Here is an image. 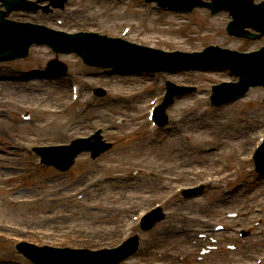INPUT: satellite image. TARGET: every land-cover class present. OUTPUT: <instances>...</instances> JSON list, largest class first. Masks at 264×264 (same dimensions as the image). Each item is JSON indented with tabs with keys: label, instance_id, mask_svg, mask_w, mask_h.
<instances>
[{
	"label": "rangeland",
	"instance_id": "rangeland-1",
	"mask_svg": "<svg viewBox=\"0 0 264 264\" xmlns=\"http://www.w3.org/2000/svg\"><path fill=\"white\" fill-rule=\"evenodd\" d=\"M69 3L61 13V20L42 18L39 22L69 32L90 29L111 36H123V28L130 27L124 38L166 50H198L203 42L238 50L263 44L228 37L224 33L228 18L222 13L214 18H210L206 10L184 15L162 11L141 0H71ZM78 9H81L79 13ZM72 11L74 18L68 17ZM58 57L67 63L73 80L78 81L70 83L79 87L76 101L71 98L68 79L33 78L25 83L14 79L13 76L22 75L21 69L39 71L42 68L51 58L44 48L32 49L25 61L0 63V77H12L0 81V264H32L15 252L18 242L37 247L112 248L133 230L123 223L137 211H146L156 203L163 206L166 219L141 235L142 245L152 240L158 243L150 253L143 251L141 260L149 264L156 261L163 264H258L261 260L260 264H264V178H257L251 162L258 137L264 132V105L260 103L263 90L254 87L243 99L213 109L207 100L210 86L230 81L227 72L156 74L150 86L144 76L116 74L98 78L85 74L76 77L89 69L75 64L74 56ZM166 79L195 85L197 90L174 102L168 110L165 129L150 132L148 107L153 105L152 98L160 97ZM98 85L106 89V96L89 95V89ZM81 95L93 104L85 115ZM190 106L216 112L211 116L226 122L225 128L238 125L248 137L240 146L235 137L230 139L242 159L232 176L227 177V172L219 173L218 168L223 164L207 156L212 151L199 153L198 147L189 146V139L182 137L196 131L188 129L186 124L187 131L182 132V122L189 112L184 108ZM25 111H29L28 121L22 119ZM75 117V123L66 128ZM92 125L102 126L104 137L114 142L113 148L96 160L82 153L70 170L58 172L41 166L30 153L32 146L65 144L85 136L91 132ZM208 127L203 126L205 140L216 125ZM175 136L178 138L174 141ZM14 148L17 150H12ZM197 155H206L203 156L206 161ZM173 165L177 166L172 168ZM167 166L168 170L158 171ZM201 182L209 188L197 197L181 199L178 190ZM232 193L237 195L227 200ZM236 209H242L241 218L225 219V213ZM258 221L261 223L254 228ZM210 222L228 223L231 228H254L257 236L250 239L249 245L247 242L239 247L232 229L233 232L210 235L219 244L226 239L221 245L226 252L212 251L204 260L196 262L202 244L197 235H201L204 224L210 225ZM181 228L190 237L180 234ZM164 232L165 238L160 242V233ZM170 232L174 236L170 237ZM203 242L212 244L209 240ZM232 247L235 250L230 249Z\"/></svg>",
	"mask_w": 264,
	"mask_h": 264
},
{
	"label": "bare ground",
	"instance_id": "bare-ground-1",
	"mask_svg": "<svg viewBox=\"0 0 264 264\" xmlns=\"http://www.w3.org/2000/svg\"><path fill=\"white\" fill-rule=\"evenodd\" d=\"M201 108L202 106H190V107L184 108V109H187L189 112H187L188 115H185L186 120H184L183 122L181 121L184 126V130L182 132L187 131L185 129L186 124L188 125L187 127L188 129L195 128L196 131L185 133L182 135V137L189 139L188 141L189 146L194 145L198 147L199 153L203 151L205 147L213 148L211 150L212 152L207 154V156H212V157L217 158V161L221 162V164H223L224 168L226 169L227 171L226 176L227 177L232 176L233 171L234 170L238 171L239 169L238 167L241 166L242 159H241L239 151L231 145L230 141L232 142V140L230 139L232 137H235L240 146L248 140V137H245L246 135H244L243 131H240V129H238L239 127L238 125H233L230 128H225L226 122L222 123L220 119L211 116L212 113H216V112L210 111L211 112L210 113L206 109L201 110ZM76 119H77L76 117L72 119V121L66 125V128L70 126L72 123H75ZM179 123L180 122L177 121V126H179ZM209 125H216V127L214 128V131L210 134L209 138L205 140L206 136L204 133H202V132H205L203 131V126L206 127V129H209L208 127ZM55 135L60 136L58 133H56ZM177 138L178 137L175 136L173 137V140L175 141L177 140ZM240 138H242L241 139L242 141L240 140ZM181 141L182 139L181 137H179V142ZM239 149L241 148L239 147ZM203 156H206V155H197V157H201L204 159ZM178 158L179 157H177V161H178ZM204 161L206 160L204 159ZM209 161H212V158H210ZM178 164L180 165V162ZM173 166L176 167L177 165H173ZM79 192H82V190ZM127 210L128 209H126V211ZM180 230H182V228Z\"/></svg>",
	"mask_w": 264,
	"mask_h": 264
},
{
	"label": "water",
	"instance_id": "water-1",
	"mask_svg": "<svg viewBox=\"0 0 264 264\" xmlns=\"http://www.w3.org/2000/svg\"><path fill=\"white\" fill-rule=\"evenodd\" d=\"M27 55V50L23 52L20 57H25ZM80 142L77 141L76 145H79ZM79 152V149H75L73 152H71L69 155H62V154H56L54 152H46L43 153V159L47 163H53L56 167L59 169H66L71 164V159L74 155H76ZM147 228V227H146Z\"/></svg>",
	"mask_w": 264,
	"mask_h": 264
}]
</instances>
